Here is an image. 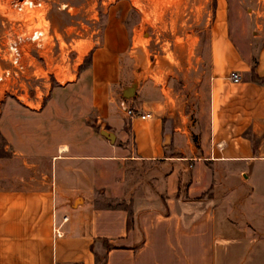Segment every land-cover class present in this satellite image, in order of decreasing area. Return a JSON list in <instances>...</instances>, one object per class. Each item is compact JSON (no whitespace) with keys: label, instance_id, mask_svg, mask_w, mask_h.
<instances>
[{"label":"crops","instance_id":"1","mask_svg":"<svg viewBox=\"0 0 264 264\" xmlns=\"http://www.w3.org/2000/svg\"><path fill=\"white\" fill-rule=\"evenodd\" d=\"M127 36L0 129V264H264V23L214 22L194 127L147 79L122 98Z\"/></svg>","mask_w":264,"mask_h":264},{"label":"rangeland","instance_id":"2","mask_svg":"<svg viewBox=\"0 0 264 264\" xmlns=\"http://www.w3.org/2000/svg\"><path fill=\"white\" fill-rule=\"evenodd\" d=\"M42 1L49 21L46 44L39 50L28 47L29 54L24 57L27 71L21 86L0 85V107L6 104L0 114V129L12 147H16L19 124L26 128L19 113L39 109L51 87L72 81L78 72L88 70L91 52L103 46L111 22H122L128 34L130 57L126 65L132 79H147L162 89L187 125L193 127L199 125L205 111V72L214 22L264 23V0ZM16 19L19 16L11 9L0 7V70L11 69L2 51ZM9 157L10 149L0 133V160Z\"/></svg>","mask_w":264,"mask_h":264},{"label":"built area","instance_id":"3","mask_svg":"<svg viewBox=\"0 0 264 264\" xmlns=\"http://www.w3.org/2000/svg\"><path fill=\"white\" fill-rule=\"evenodd\" d=\"M3 6L11 9L19 16V19L14 20L10 25L11 29L2 51L3 59L8 61L11 69L0 70V85L8 83L9 86H21L27 71L24 57L27 53L29 54L28 47L34 46L39 50L45 46L49 36V21L42 0H11L9 2L2 0L0 7ZM5 14L8 12L6 11ZM33 76L36 77L35 74ZM229 79L233 83H239L241 76L231 73ZM126 114L129 117L138 116L141 119L150 117L149 115H139L132 109L127 110Z\"/></svg>","mask_w":264,"mask_h":264},{"label":"water","instance_id":"4","mask_svg":"<svg viewBox=\"0 0 264 264\" xmlns=\"http://www.w3.org/2000/svg\"><path fill=\"white\" fill-rule=\"evenodd\" d=\"M137 86H138V78L135 77L132 84L129 86V87H126L123 89L122 91V98L124 100H129V99H132L135 95V91L137 89ZM106 139H108L109 141H112V135L111 134H108L106 132H102L101 133Z\"/></svg>","mask_w":264,"mask_h":264}]
</instances>
